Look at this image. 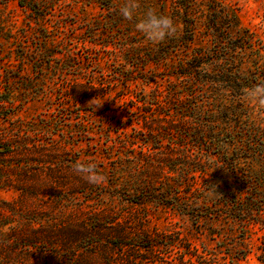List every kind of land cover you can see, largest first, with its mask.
<instances>
[{
	"label": "trees",
	"instance_id": "1",
	"mask_svg": "<svg viewBox=\"0 0 264 264\" xmlns=\"http://www.w3.org/2000/svg\"><path fill=\"white\" fill-rule=\"evenodd\" d=\"M15 1L37 25H44L47 10L58 5L55 0ZM88 1L74 0L80 5H88ZM106 1H91L103 4L101 19L97 17L95 22L109 25V32L116 33L117 21L112 19L118 7ZM155 2L157 10L173 17L178 32L159 46L153 62L174 61L182 52L178 64H171L170 77L185 82L166 93L158 91L152 99L149 95V99L139 100L143 133L134 136L130 127H122L126 135L121 137L116 122L105 127L82 119L80 108L75 112L79 104L108 94L105 84L97 82L96 70L92 82L82 75L76 77L68 91L75 104L62 110L63 116L51 107V116L47 113V119L41 118L55 120V125L40 131L39 122H19L17 117L16 124L6 126L0 135V191H19L28 205L22 208L14 199L0 195V264H151V256L155 264H175L170 260L175 248L182 255L196 256L199 264H207L217 253L225 260L227 254L232 264H241L251 252L254 236L264 245V119L254 121L252 109L242 106L239 99L242 88L264 82V44L241 24L235 8L224 0ZM55 36L49 35L53 42ZM95 64L104 66L105 62L97 59ZM7 91L14 95L16 87ZM117 96L116 104L128 103L126 95ZM163 107H169L168 112ZM15 114L1 113L0 121L7 118V122ZM164 115L161 121L175 126L180 134L166 143L163 127L151 125ZM69 125L80 129L70 140L51 129L56 126L64 132ZM104 128H109L104 147L118 150L129 164L134 163L123 171L127 175L117 171L120 168L101 173L111 185L105 194L117 197L121 188L127 189L132 204L167 209L182 229L150 235L121 223L104 225L102 209L94 208L89 215V210L84 213L88 206H78L76 196L82 193L76 187L89 183L76 172H66L83 159L66 157L83 146L84 139L78 137H97ZM137 148L140 151L134 154ZM158 169L164 175L152 173ZM93 200L87 198V202ZM203 236L215 246L201 241ZM191 237L200 241L202 250ZM259 248L258 258L264 261V246ZM181 262L194 264L184 255Z\"/></svg>",
	"mask_w": 264,
	"mask_h": 264
},
{
	"label": "rangeland",
	"instance_id": "2",
	"mask_svg": "<svg viewBox=\"0 0 264 264\" xmlns=\"http://www.w3.org/2000/svg\"><path fill=\"white\" fill-rule=\"evenodd\" d=\"M55 1H58V5L47 10L45 24L37 25L32 22L33 18L29 16V13L22 10L15 0H0V75L2 74L1 70H4L3 74L5 75L0 80V115L5 112L17 115L14 118H9L7 122H5L7 118L0 121V135L6 126L11 127L13 123H17L15 122L17 117L20 118L19 122L22 119L28 123L39 122L40 131L47 129L45 127L55 125V120L53 122H51L52 120L41 121V118L47 119L45 115L47 113L50 115L51 107L59 111V116H63L62 110L65 111L68 107H73L75 102L68 98L69 88L76 84L78 75H82L87 82L94 81V70L98 71L97 82L105 84V91L108 94L104 98L79 104L78 107H75V112L77 108H80L82 119H90L96 124H104L105 127H108V123L116 122L118 125L115 130L119 131L118 134L120 131L123 133L121 137L126 135L123 126L130 127L132 136L143 133L144 120L141 108H139V100H144L145 97L147 100L149 95L152 99L158 91L162 90V93H166L177 83L185 82L175 81L170 77L174 71V66L171 64L175 62L178 64L180 57H184L182 52L177 54L176 60L156 65L153 62L154 53L165 41L156 45L148 43L143 35L136 32L130 22L119 17L117 12L115 13L116 18L110 14L114 17L112 20L117 21L115 22L117 32H109L112 29L108 27L109 25L95 22V19H101L102 15L100 14V5L103 6V4L98 2L89 0L88 5H80L74 0ZM224 1L235 8L241 24L253 31L264 44V0ZM106 2H114L118 7L122 0ZM139 2L141 10L144 7L156 8L155 0H139ZM63 25H65L64 29ZM112 26L114 27V25ZM51 34H56V41L53 42L49 37ZM106 43H109L108 47L104 46ZM122 58H126L127 62ZM97 59H102L105 62L104 66L96 65ZM113 82L115 84H112ZM127 85L128 87L125 89L124 86ZM11 87H16L14 95L7 91ZM117 95H126L128 103L116 104ZM4 99L9 100L3 102ZM168 108L163 107L162 111L168 112ZM68 112L70 110L66 111V113ZM164 117L165 115L154 120L151 125L155 128L163 127L166 143L175 140L180 134L174 130L175 126L161 121ZM171 127L173 129H170ZM51 129L63 133L64 137L69 140L73 133L79 135L78 130H80L78 126L71 125L64 127V132L59 131L56 126ZM104 130L105 132L97 137L93 135L78 137L84 139L83 146L75 150L72 156H67L66 159L76 157L82 158V162H94L100 174L119 168L120 170L117 171H127V166L134 165V163L129 164V159L121 156L118 150L104 147V143L108 141L109 128H104ZM91 137L93 138L91 139ZM186 138L188 142L193 143V138H189V136ZM137 151L139 153L140 148H137L134 154ZM144 158L146 157L144 156ZM152 158L157 160V156L151 155ZM66 172L76 175L74 168L68 169ZM152 173L164 175L160 169ZM69 174L65 177H69ZM121 174L127 175L125 172ZM83 180L85 181L84 178ZM86 183L88 182L86 181ZM109 186H111L110 180L109 182L106 180L99 185L89 184L80 188L76 187L82 193V196H76L78 197V206L80 204L88 206L84 209V213L89 210V215L92 214L90 211L94 208L102 209L104 225L112 222L116 226V223H121V226H131L141 233L150 235L171 233L182 229L181 226L184 227L181 223H177L178 220L167 209L154 204L146 207L132 204V194L127 192V189L121 188L117 197L107 196L105 193L110 191ZM72 191L73 189H71ZM0 195L6 199H14L22 205V208L28 205L27 200L19 191L1 190ZM72 195L73 193L69 197ZM85 195L95 200L87 202L89 197H85ZM118 227H115L113 231ZM107 232L111 235L108 229ZM191 239L194 240V245H198L200 250L203 249L200 241H196L197 239L192 237ZM201 241L210 247L215 246V243L206 236H203ZM261 246H264L262 240L254 236L252 243L249 244L251 252L245 260L241 261V264H264V261L258 258L262 253L259 248ZM178 250L175 248L171 253L172 263L189 264L181 262L184 255L187 258H192L194 264H199L196 256L182 255ZM224 257L226 260L220 253H217L216 258L209 259L207 264H232L227 254ZM153 259L151 256V264H155Z\"/></svg>",
	"mask_w": 264,
	"mask_h": 264
},
{
	"label": "clouds",
	"instance_id": "3",
	"mask_svg": "<svg viewBox=\"0 0 264 264\" xmlns=\"http://www.w3.org/2000/svg\"><path fill=\"white\" fill-rule=\"evenodd\" d=\"M117 13L124 21L130 22L135 31L142 34L144 39L153 45L174 37L178 32V24L172 16L154 7H144L141 10L139 0H122ZM239 99L242 106L252 109L250 115L254 121L264 119V82L242 88ZM74 171L89 184L99 185L104 181V176L99 173L94 162L77 161Z\"/></svg>",
	"mask_w": 264,
	"mask_h": 264
}]
</instances>
